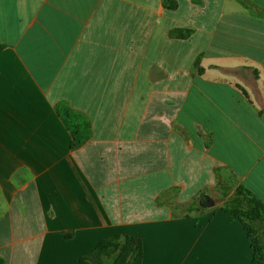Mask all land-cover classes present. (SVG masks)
Instances as JSON below:
<instances>
[{
  "label": "crops",
  "instance_id": "0c3cea01",
  "mask_svg": "<svg viewBox=\"0 0 264 264\" xmlns=\"http://www.w3.org/2000/svg\"><path fill=\"white\" fill-rule=\"evenodd\" d=\"M176 1L0 0V264L127 235L142 264H252L229 200L264 211V0Z\"/></svg>",
  "mask_w": 264,
  "mask_h": 264
},
{
  "label": "trees",
  "instance_id": "16d2710c",
  "mask_svg": "<svg viewBox=\"0 0 264 264\" xmlns=\"http://www.w3.org/2000/svg\"><path fill=\"white\" fill-rule=\"evenodd\" d=\"M1 48H3L2 44H0ZM58 108L60 116L72 134V148L80 146L89 136V121L64 104ZM229 212L240 220L231 210ZM246 229L250 235L254 253L252 264H264V259L259 256L256 241L252 239L248 227ZM110 252L118 254L111 264H124L128 261H130V264H142V240L141 238L129 235L125 237L123 242L120 241L118 236L102 240L87 256L80 258L78 264H108L104 263L103 255L108 256Z\"/></svg>",
  "mask_w": 264,
  "mask_h": 264
},
{
  "label": "rangeland",
  "instance_id": "374dc122",
  "mask_svg": "<svg viewBox=\"0 0 264 264\" xmlns=\"http://www.w3.org/2000/svg\"><path fill=\"white\" fill-rule=\"evenodd\" d=\"M161 5L172 6L177 4L176 0H158ZM169 2L171 3L169 5ZM189 29L177 30L176 35L184 36ZM230 210L236 214V217L248 227L252 239L256 241L259 256L264 259V211L258 200L247 195L242 188L234 189L233 195L229 200ZM117 253L110 252L108 255L109 262L114 261ZM124 264H130V261Z\"/></svg>",
  "mask_w": 264,
  "mask_h": 264
}]
</instances>
